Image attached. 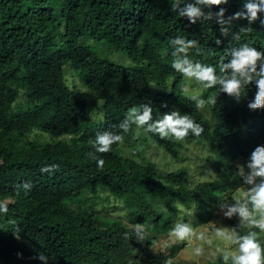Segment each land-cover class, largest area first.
<instances>
[{
  "label": "trees",
  "instance_id": "16d2710c",
  "mask_svg": "<svg viewBox=\"0 0 264 264\" xmlns=\"http://www.w3.org/2000/svg\"><path fill=\"white\" fill-rule=\"evenodd\" d=\"M227 7L229 13L237 10L238 0ZM217 29L212 22L189 24L178 18L170 0H0V202L8 205V212L0 214V253L7 251L9 264H42L33 259L39 251L47 253V264H167V256L152 249L150 227H170L177 203L206 224L220 202L234 199L232 192L242 182L238 169L257 144H264V109L247 107L255 87L239 102L201 87L199 97L217 99L197 109L182 91L186 80L170 67L169 39L175 35L195 39L204 49L202 60L218 63L223 48L235 42L221 37L217 46ZM234 31L241 41L264 48L258 24L241 21ZM98 44L126 55L131 64L108 57ZM67 69L83 88L68 84ZM151 83L168 88L151 89ZM20 86L28 89V107L18 111ZM146 103L152 105L154 119L175 109L203 125L201 136L184 141L208 147L218 178L192 185L187 169L161 171L154 162L123 156L121 144L107 153L95 152L98 131L113 130L129 108ZM96 110L102 120L94 123ZM36 130L51 139H30ZM147 134L180 158L183 143ZM96 157H103L102 168ZM46 164L56 167L41 173ZM138 187L155 196L140 194ZM100 189L123 202L127 219L102 217L82 207ZM230 223L234 226L236 218ZM139 227L147 229L143 241L135 238ZM12 231L20 233V242Z\"/></svg>",
  "mask_w": 264,
  "mask_h": 264
},
{
  "label": "clouds",
  "instance_id": "9594fccd",
  "mask_svg": "<svg viewBox=\"0 0 264 264\" xmlns=\"http://www.w3.org/2000/svg\"><path fill=\"white\" fill-rule=\"evenodd\" d=\"M231 0H170V9L178 18H184L189 24L212 22L218 25L219 36L215 44L220 46L223 38L235 42L223 48V56L218 63L204 62V49L195 39L175 35L169 39L171 46L170 67L179 73L186 81L204 89H218L219 93L239 102L243 93L250 86L255 87V95L249 100L250 110L264 109V48L252 43L241 41L239 31L234 26L246 21L248 26L258 24L264 31V0H238L237 10L228 12ZM243 30V26L240 27ZM182 91L188 92L187 87ZM197 109H203L206 104H215L216 97L207 99L195 95L189 96ZM167 107V105H163ZM133 126L139 132L157 135L161 139L183 142L190 135L199 137L204 132L202 124L187 113L178 110L164 112L160 118L154 119L150 103L129 108L123 119L113 130L98 131L95 135L93 148L96 153H107L113 145L123 144L125 134L132 131ZM103 157H96L98 168L104 166ZM56 165H44L40 172H50ZM242 179L244 192L240 197L222 201L218 205L219 214L223 217L236 218L237 223L230 228L212 225L211 231L219 242L212 258L222 264H264V144H257L251 151L245 164L238 169ZM25 189L30 186L25 183ZM8 212V205L0 202V214ZM16 239H21L18 231H12ZM147 229H135V238L143 241ZM127 236V233H125ZM168 235L177 241H192L193 238L205 241L210 246L212 240L206 232L197 233L195 227L186 221L175 223ZM193 252L195 256L205 255V248L197 244ZM21 256L22 253H17ZM33 259L47 264V253L39 251ZM131 264V262H129Z\"/></svg>",
  "mask_w": 264,
  "mask_h": 264
},
{
  "label": "rangeland",
  "instance_id": "374dc122",
  "mask_svg": "<svg viewBox=\"0 0 264 264\" xmlns=\"http://www.w3.org/2000/svg\"><path fill=\"white\" fill-rule=\"evenodd\" d=\"M101 51H103L108 57L114 59L117 62L131 64V61L126 55L118 52H111L106 45L98 44ZM67 82L71 87L83 88L81 80L79 77L67 69ZM183 87L189 89L186 92L188 95L200 96L199 86L186 81ZM151 89L166 90L168 87L159 86L157 83L150 84ZM28 89L24 86L19 87L18 99L15 103L16 110L18 108L25 109L28 107ZM93 122H98L102 120V114L99 110L92 113ZM94 122V123H95ZM137 130L131 134L130 141H124L119 147V152L125 157L135 158L138 161H150L158 165L161 171H171L176 168H185L191 174V184H195L199 181L213 180L219 177V169L215 167L211 161L208 160L209 156H212L208 147L204 144L189 143L183 141V146L180 148V158L174 159L170 153L164 150L162 147L156 145L153 139L147 137L146 132H139L137 135ZM4 137V133L0 130V141ZM30 139H39L42 141H48L51 139L50 136L42 134L40 131H34L28 136ZM71 136H62L59 139L70 138ZM135 149L141 151V155L135 152ZM137 190L140 194H146L147 196H155L154 191L144 187H138ZM244 192V187L242 182L236 188H234L232 194L233 198L240 197ZM81 203L73 204L77 207ZM160 205V204H159ZM162 206V205H160ZM175 206V205H174ZM178 214L174 217L172 212H169L170 216L174 217L172 219V225L170 227H150L151 238L152 239V249L156 253H164L167 256V264H208L212 259L210 253L214 251L215 245L219 243L214 233L211 231L212 225L225 226L230 228L232 225L230 219L223 217L219 214V211L215 215L214 219L206 224L198 223L197 217L190 210H187L185 206L178 204ZM82 207L87 208L89 211H93L102 217H108L113 219H127V211L121 200H118L113 196L107 189H100L99 193L96 195H89L87 202L82 203ZM163 209H168L169 207L162 206ZM186 221L190 222L196 229L197 233L206 232L208 238L212 240V245L210 246L205 241L196 240L193 238L192 241H177L168 235V230L177 222ZM17 242L20 240L16 239ZM197 244H201L205 248V255L202 257L195 256L193 249ZM0 264H9V257L7 251L0 253Z\"/></svg>",
  "mask_w": 264,
  "mask_h": 264
}]
</instances>
